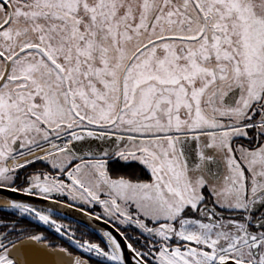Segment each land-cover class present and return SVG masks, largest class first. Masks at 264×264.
<instances>
[{
  "label": "snow or ice",
  "instance_id": "1",
  "mask_svg": "<svg viewBox=\"0 0 264 264\" xmlns=\"http://www.w3.org/2000/svg\"><path fill=\"white\" fill-rule=\"evenodd\" d=\"M0 195V264H264V0H0Z\"/></svg>",
  "mask_w": 264,
  "mask_h": 264
},
{
  "label": "flooded vegetation",
  "instance_id": "2",
  "mask_svg": "<svg viewBox=\"0 0 264 264\" xmlns=\"http://www.w3.org/2000/svg\"><path fill=\"white\" fill-rule=\"evenodd\" d=\"M125 164H131V162H124L121 161L120 162V168H121V174L126 173L127 171H130V168L124 167ZM112 167H116V165H112ZM137 174H139V170L137 169ZM142 178H146V177H142ZM18 195H24L22 193H17ZM30 197V196H29ZM32 200L33 198L30 197ZM36 202V201H35ZM71 208V207H70ZM78 210V209H75ZM99 206H97L95 209H89V211H99ZM6 214L3 212H0V220L5 219ZM54 219H57L58 221H60L63 224H67L72 226V228L76 231V238H88L91 240H99L100 237L93 231H91L89 228L85 227L84 225L72 220L71 218L61 215V214H56L54 216ZM20 226H27L30 227L31 229H33L35 232H40L43 233L45 238L53 241L55 244H60L64 247H69L70 245V241L67 240L66 238L63 237L62 233H57L55 232L51 227H49L48 225H44L42 222L39 221H34L30 218L25 217L24 219L20 220V223L17 225V227ZM75 246H72V248L70 250H74ZM101 260L103 258H100ZM95 264V262H94Z\"/></svg>",
  "mask_w": 264,
  "mask_h": 264
},
{
  "label": "water",
  "instance_id": "3",
  "mask_svg": "<svg viewBox=\"0 0 264 264\" xmlns=\"http://www.w3.org/2000/svg\"><path fill=\"white\" fill-rule=\"evenodd\" d=\"M9 195L14 196L18 199L35 202L33 201L29 196L26 195H18L17 193H9ZM6 198L4 195H0V205L6 203ZM40 207L46 208V207H52V205L47 201H40L38 202ZM59 211L58 214L67 216L71 218L72 220L84 225L85 227L89 228L91 231L95 232L99 237L101 236L100 229L102 227H110L109 225L105 224L102 221L93 220L84 213L80 212L79 210H75L70 207H61L60 205L56 206Z\"/></svg>",
  "mask_w": 264,
  "mask_h": 264
}]
</instances>
